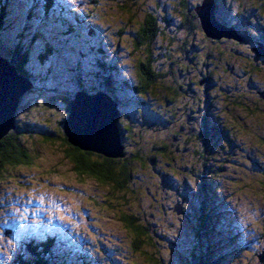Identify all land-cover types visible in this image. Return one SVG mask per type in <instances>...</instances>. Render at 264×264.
Returning a JSON list of instances; mask_svg holds the SVG:
<instances>
[{
  "label": "rangeland",
  "instance_id": "374dc122",
  "mask_svg": "<svg viewBox=\"0 0 264 264\" xmlns=\"http://www.w3.org/2000/svg\"><path fill=\"white\" fill-rule=\"evenodd\" d=\"M63 1L80 17L73 25L86 38L69 41L65 59L54 53L46 64L35 65L45 79L24 96L18 113L26 128L21 143L33 162L0 167V264H19L28 243L47 238L55 239L54 246L80 260L79 264H145L144 259L150 256L161 257L167 264H191L198 233L202 252L218 264H264L260 258L264 253V60L252 50L255 41L239 44L225 38L222 40L227 41L219 44L202 32L191 35L178 31L181 0H137L127 9L116 0ZM188 1L191 8L203 2ZM218 1L220 8H226L222 14L229 21H236L238 12L256 7L259 13L235 23L240 32L247 34L250 29L252 36L259 35V27L264 25V0ZM30 7L36 10L33 21L27 16ZM9 9L2 38L15 40L22 31L28 39L35 36L43 48V41L52 37L50 30L57 17L41 18V9L32 0H12ZM150 13L161 27L152 51L156 64H164V70L170 64L176 70L178 65L186 69L185 65L194 68L196 63L205 69V57H216L206 62L218 82L199 85L202 78L197 70L182 72L178 82L185 83L182 102L171 109L181 113L177 119L180 125L184 108L203 98L207 90L212 121L220 127L221 135L211 138L205 151L194 139L197 130L192 123H183L185 128L180 130L177 120L167 125L150 118L147 105L139 106L140 111L120 108L123 124L132 130L124 140L128 153L136 152L135 139L146 148L141 153L144 161H131L133 180L117 192L77 177L65 156L60 122L68 113L67 100L73 99L78 89L64 64L82 68L95 94L100 82L95 79L92 62L98 56L95 48L102 44L118 65L120 78L136 83L139 59L144 55L132 43ZM162 14L170 21L161 19ZM90 26L94 33L89 32ZM194 45L202 49L195 52ZM72 47L78 48V53ZM191 48L190 56L185 57L183 51ZM81 53L87 56L81 57ZM192 83L196 94L186 87ZM118 94L123 99L134 98L127 91ZM150 99L144 101L149 104ZM146 114L140 124L137 118ZM178 134L182 136L173 137ZM153 145H167L168 156L149 150ZM150 155L156 161H149ZM178 206H183L189 219L176 211ZM121 213L141 218L138 223L156 237L136 236L122 224ZM152 240L160 248L152 247Z\"/></svg>",
  "mask_w": 264,
  "mask_h": 264
},
{
  "label": "trees",
  "instance_id": "16d2710c",
  "mask_svg": "<svg viewBox=\"0 0 264 264\" xmlns=\"http://www.w3.org/2000/svg\"><path fill=\"white\" fill-rule=\"evenodd\" d=\"M120 2L121 8L127 9L128 6H135L137 3V0H116ZM12 0H0V57L7 59V61L14 66L18 73L23 76L29 83L32 85H36L39 82L43 81L45 78L41 73H37L38 69L35 66L36 64H46L49 62L50 57L52 54L55 53V55L61 59H65V46L68 45V42L73 40H79L82 38H86L84 35L80 36L81 29L79 27H76L73 25V21L76 20V22L80 21V17L77 15L76 11H73L68 7L67 4H65V1L63 0H32L34 5L36 7H39L41 9L40 16L41 18H46L50 16H56L57 20L52 23V28L50 30L52 37H49L48 39H45L43 41V48L39 47L37 41L38 39L34 36L31 39H28L24 32L18 33L17 39L15 40H8L7 41L2 38V34L7 29L6 26V19L8 18V14L10 12V4ZM217 2V19L224 25L228 27H234L236 30L239 31V33L242 35L243 39L240 40H233V42L239 43V44H246L250 40L255 41L261 45L264 46V25L259 27L260 31L258 32L259 35L256 34L252 36L251 33L253 31H250V29L246 30L249 31V33L245 34L240 32L238 28L237 23H242L244 18L246 19L248 15L259 13L258 9L255 8H247L248 11L246 13L238 12L236 14L237 19L236 21H232V19L229 21V18L224 17L222 14L223 11L226 10V8H220L219 1ZM190 2L188 0H181L180 7H181V21L179 22L177 26V30H185L188 34L195 35L199 32H202L206 39H209L205 33L202 31L200 21L198 19V16L195 12V9L198 5L196 4L192 8L190 7ZM202 4V2H201ZM264 5V3H263ZM262 5V6H263ZM253 9V10H252ZM29 20L33 21L35 19L36 10L34 7H30L27 9ZM129 11L131 8L128 9ZM32 13V14H31ZM248 13V14H247ZM244 17V18H242ZM250 18V17H249ZM261 18V17H260ZM161 19L169 22L170 19L167 17V15L162 14ZM258 19V18H257ZM229 21V22H228ZM228 22V23H227ZM237 22V23H235ZM252 23V21L250 20ZM249 24V23H248ZM60 29V35H56L57 29ZM90 33H94L95 29L93 26H90ZM94 29V30H93ZM262 30V31H261ZM177 31V32H178ZM176 32V34H177ZM161 34V27L159 25L158 18L150 13L147 14V18L145 19L144 23L140 24V28L138 29L137 36H135L134 42L132 45L137 49L143 50L144 58L139 59L138 64V76H137V82L136 83H130L127 79H121L118 74V65L114 64L108 55L105 53V50L102 48V44H99L97 48H95V52L98 53V56L95 58V60L92 62L96 66V76L95 79H97L100 82V88L98 91H103L106 94H108L119 106V108L126 109V108H134L138 111L139 106H146L147 110L146 113L149 114L150 118L157 119V121L162 120L164 124H171L175 122V120L179 119V115H177V111H173L171 109L172 106L177 107L181 104V93L185 89V83H178L182 79V72L185 71V73H191L193 69L197 70L200 77L202 79L199 80L198 84L201 85L202 83L206 82L209 85H211L212 81H217L218 78L213 80V76L215 73L210 72L209 69H207L208 65L210 63H207L206 61L210 62L213 59H216V57L213 55H207L205 57L206 60H204V64L206 65V68H198L199 63H196L194 68H191L189 65H185V67H182L181 65H178V68L176 67V70L172 68L171 64L169 65V68H166L164 70L165 66L164 64L155 62L154 59V52L152 51V47L157 41ZM84 36V37H83ZM176 37V36H174ZM253 37V38H252ZM69 38H72V40H68ZM75 38V39H74ZM212 41V43H219L227 40H214L209 39ZM257 40V41H256ZM194 48H196L195 52L200 51L202 48L197 47L194 45ZM72 50L74 52L78 53V48H73ZM253 50V48H252ZM184 56L188 57L190 56V53L192 52L189 49H185ZM197 54V53H196ZM199 54V53H198ZM81 57L87 56L84 53H81ZM190 60V58H189ZM192 60V59H191ZM195 60V59H193ZM67 64V63H66ZM67 72L70 75L71 78L75 79L76 87L78 91L86 92L87 94H93V86L88 82L86 79V73L82 68L77 67L73 68L72 66L66 65ZM70 64V63H69ZM156 64V66H155ZM35 66V67H34ZM37 70V71H36ZM165 72H164V71ZM178 72V75L176 74ZM46 78H49L48 76H45ZM174 81H172V80ZM194 85L187 84V88L191 89L194 94H196L194 89L192 88ZM31 90H29L27 93H29ZM119 91H127L128 94L131 93L134 98H126L123 99L119 96ZM204 97L200 100H193L191 104H188L185 109V116H180V120H182V123L179 125L178 120L177 126L180 128V130L185 128V125L183 123H192L195 127L194 130H197V133L194 134V138L196 141H199L202 148L207 151L208 149V143L211 138L216 137L218 135H221L220 127L216 124V122L212 121L211 116V97L207 90L204 91ZM25 93L20 100V104L18 106L16 116H15V128L12 129L7 135H5L2 139H0V167H20V166H28L32 164L33 156L31 153L24 147V145L21 143V137L25 136L26 128L24 127L23 123L18 118V113L20 110V106L24 104V96L27 94ZM151 98L149 101V104L144 101L145 98ZM72 99H68V105H67V112L69 113L70 109V102ZM59 101H56L58 103ZM58 104H61L60 102ZM187 104V103H185ZM170 106V107H169ZM169 107V108H168ZM121 110V109H120ZM122 112V111H121ZM68 113L64 120L60 122V128L62 129L61 133L63 134V146L66 148L65 150V156L70 159V161L73 164V171L76 174L77 177H83L87 179H91L100 185H103L104 187L108 188L112 191H123L125 188H127L128 183L133 180V173H132V165L131 161L134 159L135 161H144V158L142 157L141 153L145 151L146 148L144 143L134 140L136 152L128 153V146L126 144L124 145V140L127 138L126 133L131 132V128L126 127L123 124V118H121L123 113H121V117L119 120V131L121 135V141L122 145L124 146V150L122 152V156L117 157H106L104 155L90 152V151H82L81 149L73 146L66 137L64 130H63V124L68 118ZM136 114H139V112H136ZM145 118H147V114L143 115L142 117H138V122L141 124L145 121ZM179 120V121H180ZM179 130V131H180ZM192 131V128H191ZM182 132V131H181ZM186 132V131H185ZM181 133L182 135L186 133ZM218 132V134H217ZM139 132L137 131L136 134ZM180 133V132H178ZM141 135V134H140ZM180 134L174 135L173 137L177 138L179 136H182ZM123 139V140H122ZM46 140H52V139H46ZM134 147V146H133ZM149 150H158L161 152V155L167 157L168 156V146L167 145H159L157 147L156 145H153L151 149ZM148 160L151 162L156 161L155 156H149ZM182 205V204H180ZM183 211V216L186 219H189V215L186 213V211L183 209V206L181 207ZM121 222L128 230H131L134 232L136 236H146L147 239H153L155 236L154 233L149 232L148 229L143 226V224H139L138 222L141 220V218H137L133 215H130L129 213H121ZM205 218V217H201ZM201 221V219H200ZM202 222V221H201ZM204 223V219H203ZM222 223V222H221ZM224 226V225H223ZM203 229V228H202ZM205 229V228H204ZM205 234V232H204ZM200 235L198 233L199 240L197 242L196 250H194L193 255L191 256V264H218L217 261H212L210 258H208L203 252L201 248L200 242ZM45 240L41 243H31L26 246V253L25 255H20V261L19 264H79V260L71 259L70 256L66 255L65 252H63L62 248L55 247L54 243L51 241ZM139 242V241H137ZM151 243V241H150ZM199 243V245H198ZM152 247L154 248H160L157 242L151 243ZM139 245V244H137ZM197 251V253H196ZM29 255V257H27ZM52 255V257H51ZM56 255V256H55ZM27 257V258H26ZM51 257V259H50ZM59 262H57V260ZM145 264H167L164 259L161 257H149L147 259H144ZM51 262V263H50ZM89 264V263H85Z\"/></svg>",
  "mask_w": 264,
  "mask_h": 264
},
{
  "label": "water",
  "instance_id": "95a60500",
  "mask_svg": "<svg viewBox=\"0 0 264 264\" xmlns=\"http://www.w3.org/2000/svg\"><path fill=\"white\" fill-rule=\"evenodd\" d=\"M202 31L209 39H243L234 27H228L217 19L216 0H203L195 9ZM257 57L264 56V46L253 48ZM33 88L7 59L0 57V139L15 128V116L21 97ZM68 118L63 130L68 141L82 151H90L106 157L122 156L119 131L121 110L105 92L87 94L78 91L70 101ZM183 213L181 206L176 209ZM264 262V253L260 256Z\"/></svg>",
  "mask_w": 264,
  "mask_h": 264
},
{
  "label": "bare ground",
  "instance_id": "6f19581e",
  "mask_svg": "<svg viewBox=\"0 0 264 264\" xmlns=\"http://www.w3.org/2000/svg\"><path fill=\"white\" fill-rule=\"evenodd\" d=\"M47 242V241H46ZM57 245V244H56ZM68 249V248H67ZM56 256V255H55ZM51 257H52V255H51ZM51 257H50V259H51ZM57 260V259H56ZM57 262H59L58 260H57ZM51 263V262H50Z\"/></svg>",
  "mask_w": 264,
  "mask_h": 264
},
{
  "label": "flooded vegetation",
  "instance_id": "af4514ba",
  "mask_svg": "<svg viewBox=\"0 0 264 264\" xmlns=\"http://www.w3.org/2000/svg\"><path fill=\"white\" fill-rule=\"evenodd\" d=\"M257 41V40H256ZM258 42V41H257ZM262 58H263V60H264V56H261Z\"/></svg>",
  "mask_w": 264,
  "mask_h": 264
}]
</instances>
